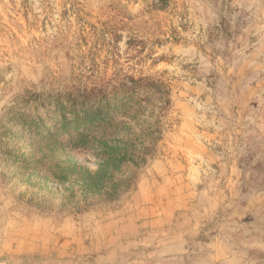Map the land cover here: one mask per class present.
<instances>
[{
  "label": "rangeland",
  "instance_id": "374dc122",
  "mask_svg": "<svg viewBox=\"0 0 264 264\" xmlns=\"http://www.w3.org/2000/svg\"><path fill=\"white\" fill-rule=\"evenodd\" d=\"M152 2L0 0V123L26 89L70 106L118 76L171 99L131 186L80 209L61 151L0 130V264H264V0Z\"/></svg>",
  "mask_w": 264,
  "mask_h": 264
},
{
  "label": "trees",
  "instance_id": "16d2710c",
  "mask_svg": "<svg viewBox=\"0 0 264 264\" xmlns=\"http://www.w3.org/2000/svg\"><path fill=\"white\" fill-rule=\"evenodd\" d=\"M165 1L153 0L152 5L163 7ZM165 88L164 83L147 77L118 76L86 90L80 101L70 106L26 89L7 109L0 130L11 143L22 137L49 142L44 157H55L61 151L66 167L53 176L62 183L72 182L73 186L65 189L70 197L75 195L77 185L85 199L76 207H88L95 199L113 200L129 188L133 175H126V169L138 168L152 154L161 140L162 117L171 103ZM50 113L56 124L42 133L44 117ZM63 140L59 146L51 145ZM8 153L18 158L17 153ZM76 153L94 157L97 168L85 167ZM34 171L35 168L26 170Z\"/></svg>",
  "mask_w": 264,
  "mask_h": 264
}]
</instances>
